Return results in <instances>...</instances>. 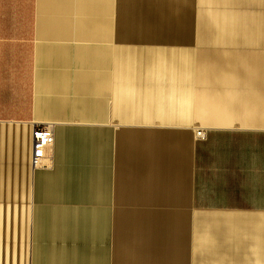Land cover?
<instances>
[{
    "label": "crops",
    "instance_id": "1",
    "mask_svg": "<svg viewBox=\"0 0 264 264\" xmlns=\"http://www.w3.org/2000/svg\"><path fill=\"white\" fill-rule=\"evenodd\" d=\"M0 264H264V0H0Z\"/></svg>",
    "mask_w": 264,
    "mask_h": 264
},
{
    "label": "built area",
    "instance_id": "2",
    "mask_svg": "<svg viewBox=\"0 0 264 264\" xmlns=\"http://www.w3.org/2000/svg\"><path fill=\"white\" fill-rule=\"evenodd\" d=\"M196 136L201 137L203 132L197 130ZM53 133L48 125L36 126L32 130V150H31V165L33 167L39 166L45 157L48 146L52 143Z\"/></svg>",
    "mask_w": 264,
    "mask_h": 264
}]
</instances>
